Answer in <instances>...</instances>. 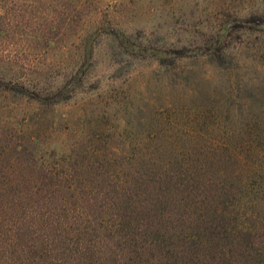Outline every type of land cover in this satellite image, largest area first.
Masks as SVG:
<instances>
[{
    "label": "rangeland",
    "instance_id": "obj_1",
    "mask_svg": "<svg viewBox=\"0 0 264 264\" xmlns=\"http://www.w3.org/2000/svg\"><path fill=\"white\" fill-rule=\"evenodd\" d=\"M221 56L231 82L209 63ZM263 82L264 0H0V181L80 138L141 149L197 114L220 131L213 121L258 115L230 85Z\"/></svg>",
    "mask_w": 264,
    "mask_h": 264
},
{
    "label": "trees",
    "instance_id": "obj_2",
    "mask_svg": "<svg viewBox=\"0 0 264 264\" xmlns=\"http://www.w3.org/2000/svg\"><path fill=\"white\" fill-rule=\"evenodd\" d=\"M209 58L231 82L230 60ZM231 88L258 115L213 121L218 133L201 132L204 115L180 133L163 122L128 151L80 138L50 165L4 172L0 264H264V82Z\"/></svg>",
    "mask_w": 264,
    "mask_h": 264
}]
</instances>
